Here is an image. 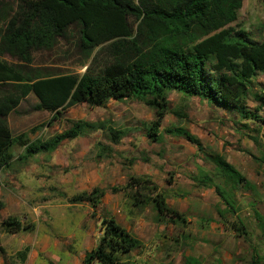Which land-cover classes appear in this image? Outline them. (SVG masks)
<instances>
[{
  "label": "rangeland",
  "instance_id": "rangeland-1",
  "mask_svg": "<svg viewBox=\"0 0 264 264\" xmlns=\"http://www.w3.org/2000/svg\"><path fill=\"white\" fill-rule=\"evenodd\" d=\"M16 8V0H0V36ZM131 24L136 28L134 20ZM232 26L263 41L264 0H244ZM109 46L88 56L80 44L79 28L71 27L52 50L33 52L32 67L44 76L99 75L114 63ZM2 58L18 64L8 55ZM261 92L264 73L253 79L246 102L249 111L255 113L261 106L254 96ZM169 100L160 142L148 138L155 112L139 100L110 101L95 109L82 104L53 122L49 113L33 109L32 98L22 103L19 111H27L26 121L17 123L13 117L11 129L14 136L27 133L30 142L62 134L71 127L69 121L84 120L104 128L27 160H20L24 148H12L14 159L0 175V244L9 264H21L17 254L26 247L30 251L25 264H85L86 253L99 244L101 222L106 217L114 218L142 241L138 251L124 258L135 264H264V126L179 92H172ZM258 114L264 117V107ZM110 129L121 136L115 140ZM176 129L200 139L206 154L224 156L254 185V191L235 190L237 213L228 211L215 188L203 187V177L217 175V168L195 145L177 135ZM130 177L147 178L157 185L168 205L185 215L188 225L161 222L153 205L134 207L135 190L111 192L125 187ZM215 180L229 190L219 177ZM94 188L106 192L97 209L89 203L72 202L74 196ZM141 193L154 194L152 187ZM9 217L33 225V230L5 232L2 222ZM232 223H243L247 236L231 230ZM0 264H7L1 253Z\"/></svg>",
  "mask_w": 264,
  "mask_h": 264
},
{
  "label": "trees",
  "instance_id": "trees-1",
  "mask_svg": "<svg viewBox=\"0 0 264 264\" xmlns=\"http://www.w3.org/2000/svg\"><path fill=\"white\" fill-rule=\"evenodd\" d=\"M243 1L16 0V12L0 36V175L11 165L15 145L25 149L20 160H27L54 152L66 140L104 128L77 120L69 121L68 130L44 142H30L27 133L14 136L7 117L30 95L38 101L33 109L49 113L51 122L82 104L95 109L110 101H142L155 112L147 132L154 142L161 140L160 130L170 112L172 92L199 98L236 113L241 120L264 126V117L258 114L264 107V93L254 94L261 104L255 113L246 104L253 79L264 73V40L257 42L247 31L232 26L238 21ZM71 27L79 28L80 44L88 56L108 44L114 63L99 75L85 72L44 76L32 67L33 52L52 50ZM4 55L15 58L18 64H9L3 60ZM110 131L115 140L121 136L120 132ZM175 133L184 136L215 164L217 175H205L201 180L203 187L215 188L228 211L237 213L235 190L245 187L254 191V185L224 156L206 154L200 139L190 132L176 129ZM217 177L229 190L216 183ZM151 187L154 194L150 197L141 193ZM121 190H135L133 206L142 209L153 205L161 222L188 225L185 215L171 208L149 179L130 177L125 187L112 188L111 192ZM105 195L104 190L94 188L74 196L72 202L89 203L97 209ZM219 214L222 216L221 211ZM2 227L9 234L33 230V225H24L15 217L3 220ZM230 228L241 237L248 234L243 223H232ZM101 229L99 244L86 253L85 264H135L124 258L138 251L142 242L112 217L102 219ZM29 251L26 247L17 254L21 264L26 263ZM0 253L9 264L1 244Z\"/></svg>",
  "mask_w": 264,
  "mask_h": 264
},
{
  "label": "crops",
  "instance_id": "crops-1",
  "mask_svg": "<svg viewBox=\"0 0 264 264\" xmlns=\"http://www.w3.org/2000/svg\"><path fill=\"white\" fill-rule=\"evenodd\" d=\"M28 98H32L33 99V106H35L37 104V99L34 97V95H30ZM27 98V99H28ZM26 99V100H27ZM22 105V104H21ZM20 108V107H19ZM19 108H17L15 111H13L8 117H7V123H8V126L10 128V130L12 131L11 129V122L13 120V117H17V123H24L26 121V115L27 114V111H19ZM168 204V203H167ZM172 208V207H171ZM126 229V228H125ZM130 232V231H129ZM134 235V234H133ZM135 236V235H134ZM140 240V239H139ZM141 241V240H140ZM142 242V241H141Z\"/></svg>",
  "mask_w": 264,
  "mask_h": 264
}]
</instances>
